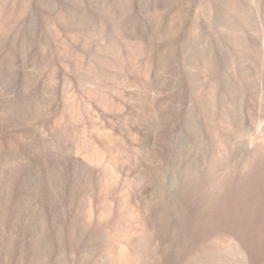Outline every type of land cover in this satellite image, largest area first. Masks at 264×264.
Returning <instances> with one entry per match:
<instances>
[{
	"label": "rangeland",
	"instance_id": "rangeland-1",
	"mask_svg": "<svg viewBox=\"0 0 264 264\" xmlns=\"http://www.w3.org/2000/svg\"><path fill=\"white\" fill-rule=\"evenodd\" d=\"M0 264H264V0H0Z\"/></svg>",
	"mask_w": 264,
	"mask_h": 264
},
{
	"label": "bare ground",
	"instance_id": "bare-ground-1",
	"mask_svg": "<svg viewBox=\"0 0 264 264\" xmlns=\"http://www.w3.org/2000/svg\"><path fill=\"white\" fill-rule=\"evenodd\" d=\"M191 34H193V33H191ZM188 35H189V34H188ZM193 35H195V34H193ZM189 37H190V36H188V38H189ZM189 41H190V40H189ZM195 181H196V180H195ZM196 182H197V181H196ZM192 183H193V182H192ZM194 183H195V182H194ZM194 183H193V184H194ZM195 185H196V184H194V186H195ZM199 185H200V184H199ZM196 186H197V185H196ZM200 187H201V186H200ZM183 188H184V187H183ZM183 188H182V189H183ZM192 188H193V187H192ZM198 188H199V187L194 188V189L196 190V189H198ZM182 189H181V190H182ZM200 190H201V189H200ZM190 191H191V189L188 190V188H184V189L182 190V193H183L184 196H185V195H187L188 192H190ZM199 192H200V191H199ZM185 197H186V196H185ZM176 199H177V198H176ZM177 200H178V199H177ZM179 200H180V199H179ZM180 201H181V200H180ZM204 202H205V201H204ZM175 203H176V201H175ZM181 203H182V202H181ZM178 206H179V205H178ZM181 207H182V206H181ZM206 213H207V212H206ZM184 218H185V217H184ZM184 218H183V219H184ZM203 218H204V217H203ZM201 221H202V220H201ZM201 221H200V222H201ZM189 222H190V221H189ZM202 222H203V221H202ZM205 222H206V221H205ZM191 223H192V222H191ZM198 224H199V223H198ZM186 226L189 227L188 225H186ZM199 226H200V225H199ZM199 228H201V227H198V230H199ZM189 231H190V230H189ZM199 231H200V230H199ZM187 233H188V231H187ZM201 233H202V232H201ZM147 234H148V233H147ZM202 234H203V233H202ZM195 235H196V234H195ZM204 236H205V234H204ZM195 237H196V236H195ZM197 237H198V236H197ZM197 237H196V238H197ZM188 238H189V237H188ZM147 239H148V238H147ZM191 239H192V238H191ZM203 239H204V238H203ZM148 240H150V239H148ZM187 241H188V240H187ZM194 241H195V240H194ZM195 243H197V242L195 241ZM199 243H200V242H199ZM202 243H203V242H202ZM145 244H146V243H145ZM193 244H194V243H193ZM201 245H202V244H201ZM192 246H194V245H192ZM148 247H149V246H148ZM191 248H192V247H191ZM188 249H189V248H188ZM188 249H187V250H188ZM192 249H193V248H192ZM147 250H148V249H147ZM203 250H204V249H203ZM147 252H148V251H147ZM147 252H146V253H147ZM188 252H189V250H188ZM2 253H3V252H2ZM196 254H197V253H196ZM154 255H155V254H154ZM145 256H147V255H145ZM2 257H3V256H2ZM153 257H154V256H153ZM148 258H149V257H148ZM196 258H197V257H196ZM144 259H145V258H144ZM180 259H181V258H180ZM155 261H156V260H155ZM144 262H145V261H144Z\"/></svg>",
	"mask_w": 264,
	"mask_h": 264
}]
</instances>
